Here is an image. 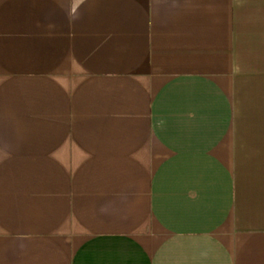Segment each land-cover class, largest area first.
<instances>
[{"label": "crops", "instance_id": "0c3cea01", "mask_svg": "<svg viewBox=\"0 0 264 264\" xmlns=\"http://www.w3.org/2000/svg\"><path fill=\"white\" fill-rule=\"evenodd\" d=\"M0 264H264V0H0Z\"/></svg>", "mask_w": 264, "mask_h": 264}]
</instances>
